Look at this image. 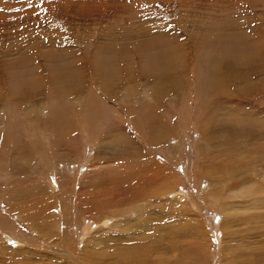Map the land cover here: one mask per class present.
Listing matches in <instances>:
<instances>
[{
	"label": "rangeland",
	"instance_id": "rangeland-1",
	"mask_svg": "<svg viewBox=\"0 0 264 264\" xmlns=\"http://www.w3.org/2000/svg\"><path fill=\"white\" fill-rule=\"evenodd\" d=\"M159 261L264 264V0H0V264Z\"/></svg>",
	"mask_w": 264,
	"mask_h": 264
},
{
	"label": "bare ground",
	"instance_id": "bare-ground-1",
	"mask_svg": "<svg viewBox=\"0 0 264 264\" xmlns=\"http://www.w3.org/2000/svg\"><path fill=\"white\" fill-rule=\"evenodd\" d=\"M223 72V71H222ZM225 72V71H224ZM223 72V73H224ZM226 75V73L224 74V76H221L223 79H226V81H227V79H229V76H225ZM216 78H218V77H216ZM215 79V78H214ZM216 80V79H215ZM222 80V79H221ZM217 81V83L219 82L218 81V79L216 80ZM215 83V82H214ZM223 84V83H222ZM221 84V85H222ZM227 84V83H226ZM225 84V85H226ZM220 85V86H221ZM227 87V86H226ZM229 88V87H228ZM245 89V88H244ZM224 90H228V89H225V88H221V89H218V90H216L215 91V97L216 98H220V99H223V100H225L226 102H233V101H235V100H239V99H241V95H239V94H236V93H227V92H224ZM239 93L241 94V91H239ZM249 95V94H248ZM240 97V98H239ZM247 98V97H246ZM205 105V104H204ZM203 105V108L205 107ZM200 108V107H199ZM205 109V108H204ZM54 114V113H53ZM218 120H220V118H218ZM203 124V123H202ZM211 133V132H210ZM210 137V136H209ZM207 138H208V136H207ZM207 141H209L210 142V139H208ZM240 191V190H239ZM248 194V193H247ZM220 206V205H219ZM222 206V205H221ZM178 225V224H177ZM176 226V225H175ZM189 226V225H188ZM190 227V226H189ZM188 227V228H189ZM171 236L174 238V237H176L175 235H172L171 234ZM175 240V239H174ZM177 243V242H176ZM175 243V244H176ZM175 244H173V245H175ZM176 248V247H175ZM187 249H188V247H187ZM189 250V249H188ZM171 255V254H170ZM241 259V258H240ZM244 259V258H243ZM245 260V259H244ZM246 262V261H245ZM159 264L161 263V261H159L158 262ZM162 264V263H161Z\"/></svg>",
	"mask_w": 264,
	"mask_h": 264
}]
</instances>
